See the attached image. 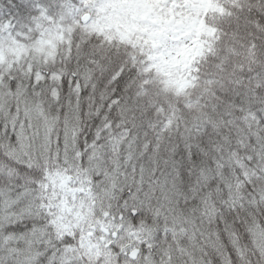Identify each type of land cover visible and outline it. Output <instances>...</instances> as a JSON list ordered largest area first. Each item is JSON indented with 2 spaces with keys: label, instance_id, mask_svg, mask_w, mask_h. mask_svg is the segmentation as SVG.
Returning <instances> with one entry per match:
<instances>
[{
  "label": "snow or ice",
  "instance_id": "snow-or-ice-1",
  "mask_svg": "<svg viewBox=\"0 0 264 264\" xmlns=\"http://www.w3.org/2000/svg\"><path fill=\"white\" fill-rule=\"evenodd\" d=\"M0 264H264V0H0Z\"/></svg>",
  "mask_w": 264,
  "mask_h": 264
}]
</instances>
